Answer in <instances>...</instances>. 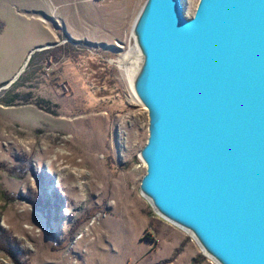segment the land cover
I'll use <instances>...</instances> for the list:
<instances>
[{
	"label": "rangeland",
	"instance_id": "obj_1",
	"mask_svg": "<svg viewBox=\"0 0 264 264\" xmlns=\"http://www.w3.org/2000/svg\"><path fill=\"white\" fill-rule=\"evenodd\" d=\"M145 1L0 0V241L17 249L0 264H216L140 192L149 118L123 62Z\"/></svg>",
	"mask_w": 264,
	"mask_h": 264
},
{
	"label": "water",
	"instance_id": "obj_2",
	"mask_svg": "<svg viewBox=\"0 0 264 264\" xmlns=\"http://www.w3.org/2000/svg\"><path fill=\"white\" fill-rule=\"evenodd\" d=\"M132 37L142 196L216 264H264V0H199L190 19L146 0Z\"/></svg>",
	"mask_w": 264,
	"mask_h": 264
},
{
	"label": "trees",
	"instance_id": "obj_3",
	"mask_svg": "<svg viewBox=\"0 0 264 264\" xmlns=\"http://www.w3.org/2000/svg\"><path fill=\"white\" fill-rule=\"evenodd\" d=\"M59 50H62L64 52H66V48H58ZM54 49H47V50H44V51H41V52H36L35 54H33V56L31 57V60H30V64L33 63L35 61V59L38 57V56H44L43 59H46L47 61H49L54 53ZM20 99V94H15L13 97H11L7 102H5L8 106L14 104V102L16 100H19ZM145 239L152 242V243H156V239H154L152 236L150 235H146L145 236ZM0 248L3 249L4 251H6L11 257L15 258L16 256V251L17 249L15 247H13V245L11 244V242H7L6 244L5 243H2L0 241ZM168 263V262H166Z\"/></svg>",
	"mask_w": 264,
	"mask_h": 264
},
{
	"label": "bare ground",
	"instance_id": "obj_4",
	"mask_svg": "<svg viewBox=\"0 0 264 264\" xmlns=\"http://www.w3.org/2000/svg\"><path fill=\"white\" fill-rule=\"evenodd\" d=\"M127 57H128V56H127ZM132 57H133V56H132ZM132 59H133V60H132ZM132 59H131V57H128V58L125 59V62H123V63L128 67V69H127L128 71H129V66H130L131 63H132V62L129 63L130 60H131V61H134V68L137 66V60H138V59L135 58V57H133ZM134 68H133L132 71H131V72H132V73H131L132 75H133ZM130 78H132V77H130ZM59 154H60V157H62V156L65 157V155L61 154V152H60ZM67 157H68V156H67ZM71 162H73V160H71ZM76 167H77V168H81V166H78V165H76ZM76 167H75V168H76ZM76 172H78V170H77ZM80 172H81V171H80Z\"/></svg>",
	"mask_w": 264,
	"mask_h": 264
},
{
	"label": "crops",
	"instance_id": "obj_5",
	"mask_svg": "<svg viewBox=\"0 0 264 264\" xmlns=\"http://www.w3.org/2000/svg\"><path fill=\"white\" fill-rule=\"evenodd\" d=\"M168 263H166V264H170V263H172L173 261H167Z\"/></svg>",
	"mask_w": 264,
	"mask_h": 264
}]
</instances>
